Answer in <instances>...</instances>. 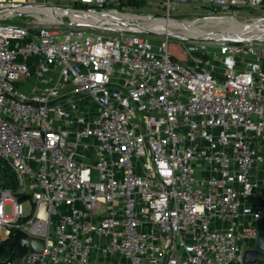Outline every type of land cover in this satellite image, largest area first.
Instances as JSON below:
<instances>
[{
	"label": "built area",
	"instance_id": "built-area-1",
	"mask_svg": "<svg viewBox=\"0 0 264 264\" xmlns=\"http://www.w3.org/2000/svg\"><path fill=\"white\" fill-rule=\"evenodd\" d=\"M128 1L147 0H0V229L44 240L0 264L241 263L264 231V46L184 60L128 23L51 21ZM159 1L153 19L178 2L264 11Z\"/></svg>",
	"mask_w": 264,
	"mask_h": 264
},
{
	"label": "rangeland",
	"instance_id": "rangeland-1",
	"mask_svg": "<svg viewBox=\"0 0 264 264\" xmlns=\"http://www.w3.org/2000/svg\"><path fill=\"white\" fill-rule=\"evenodd\" d=\"M143 5L141 6H127L125 8H120L119 10L122 11L123 13H130L134 14L135 16L139 17H150V15H157V16H162L166 14V9L164 8L163 4L159 0H147L143 1ZM57 7L59 8H69L64 5H58ZM76 9H81V8H76ZM122 15V14H118ZM170 15L172 19L174 20H157V19H152V18H144L140 19L143 22L146 23H153V24H170V25H179L185 21H189V24H196V23H202L203 21H207L210 24H215V25H206L202 29V31L205 32H212V33H218L222 34V38H215L211 35H181V34H174V35H158L156 33H141L142 36H147V37H167L170 42V48L171 51L177 55L180 59L187 60L190 57H192L193 52H198L202 56H213L214 53L216 55L217 53V47L220 43H228V44H238V45H256L258 47L264 46V33H257L258 35L254 37L252 40H242V39H233L229 35H232L235 32H240V30H245V28H249L251 26H255L258 23H264V11L261 9H248V8H241V9H227V10H222L221 12L215 14L211 10H209L207 7L194 4V3H184V2H178V3H173L171 6V12ZM124 17H128L125 15H122ZM205 17H229L233 19H222L220 21H223L225 23H219L216 24V22L213 19H206V20H197V19H202ZM26 18V17H25ZM28 18V17H27ZM30 19H34L32 16L29 17ZM234 19L235 21H238L239 23H242L241 25L237 26L234 24ZM36 20V19H35ZM227 20V21H226ZM7 22H12L15 23L16 19L9 20ZM229 22V23H226ZM63 25H72L71 21L69 18H64L63 19ZM231 25H234L233 28L231 29ZM210 27V28H209ZM207 28V29H206ZM214 28V29H213ZM240 28V29H237ZM257 31L253 29H248L247 33L248 35H255ZM160 34V33H159ZM214 55V56H215ZM34 85V80L32 79L31 81H27L23 84L24 86V92H28L32 90ZM87 99V98H86ZM85 99V100H86ZM0 174L5 175V172L0 169ZM22 205L24 208V212L28 213L30 210V199H24L22 201ZM6 213L10 214L11 213V206L7 205L6 206ZM7 238V233L5 228L0 229V240H5ZM251 245L254 246L255 242H251ZM237 264V263H233Z\"/></svg>",
	"mask_w": 264,
	"mask_h": 264
},
{
	"label": "bare ground",
	"instance_id": "bare-ground-1",
	"mask_svg": "<svg viewBox=\"0 0 264 264\" xmlns=\"http://www.w3.org/2000/svg\"><path fill=\"white\" fill-rule=\"evenodd\" d=\"M26 9L24 7H19L18 10H23ZM37 9L39 13H43V15L47 16L49 15L50 12H52L50 9H43V8H34ZM53 14L56 15V18L51 19V21H58V20H62L64 18H71L72 21L74 23H85L88 25H102L105 22L110 25L113 24H121V23H128L127 25L130 27H137V28H143L147 31H153L159 35H174V34H181V35H196V36H200L202 34L204 35H211L215 38H222L223 35L218 34V33H212V32H205L202 31L200 29H202L205 25H209L210 23L207 21H203L202 23H196V24H189V21H185L179 25H170V24H153V23H146L141 21L140 19H144V18H151V17H136L134 15L131 14H125V13H119V12H113V11H105L102 13H94V12H78V11H72L69 9H63V10H57L56 12L53 11ZM118 14H122L128 17H124L122 15H118ZM40 18V17H39ZM41 19V18H40ZM153 19V18H152ZM207 19H213L216 24L219 23H225L223 21H220L222 19H233V18H229V17H213V18H207ZM41 20H45V19H41ZM48 20V19H47ZM50 20V19H49ZM159 21V19H157ZM162 21H165L163 19H161ZM172 20V19H169ZM201 20H206V19H201ZM264 20V19H262ZM227 21V20H226ZM234 24H236L237 26L241 25L242 23H239L238 21H235L234 19ZM55 23V22H54ZM229 23V22H226ZM212 25V24H211ZM234 25H231V29L233 28ZM210 28V27H209ZM207 29V28H206ZM214 29V28H213ZM240 29V28H237ZM245 30H240V32H235L232 35H229L231 38L233 39H242V40H252L254 37H256L258 34L257 33H264V23H258L255 26H251L248 29H253L256 32L255 35H248L246 34L248 29L247 28H243Z\"/></svg>",
	"mask_w": 264,
	"mask_h": 264
},
{
	"label": "water",
	"instance_id": "water-1",
	"mask_svg": "<svg viewBox=\"0 0 264 264\" xmlns=\"http://www.w3.org/2000/svg\"><path fill=\"white\" fill-rule=\"evenodd\" d=\"M207 18L213 17H205L202 19ZM24 198L25 196L21 197V199ZM10 247L14 249L16 257H21L28 252H41L44 248V240L38 237H30L25 232L16 230L13 239L10 241ZM255 262H264V231L258 233L255 247L246 249L242 256V264Z\"/></svg>",
	"mask_w": 264,
	"mask_h": 264
},
{
	"label": "trees",
	"instance_id": "trees-1",
	"mask_svg": "<svg viewBox=\"0 0 264 264\" xmlns=\"http://www.w3.org/2000/svg\"><path fill=\"white\" fill-rule=\"evenodd\" d=\"M143 1H128L127 3L123 4L122 6H141L143 5ZM122 8V7H120ZM200 54V53H196ZM8 174V173H7ZM13 181L11 180L10 185L13 186ZM10 241L11 238H7L5 240L0 241V260L7 258V257H13L14 249L10 247ZM242 264V263H237ZM247 264H264V262H255V263H247Z\"/></svg>",
	"mask_w": 264,
	"mask_h": 264
},
{
	"label": "crops",
	"instance_id": "crops-1",
	"mask_svg": "<svg viewBox=\"0 0 264 264\" xmlns=\"http://www.w3.org/2000/svg\"><path fill=\"white\" fill-rule=\"evenodd\" d=\"M260 191L257 193L259 195Z\"/></svg>",
	"mask_w": 264,
	"mask_h": 264
}]
</instances>
